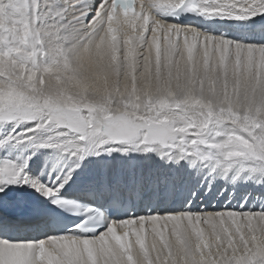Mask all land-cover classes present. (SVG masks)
<instances>
[{
    "label": "snow or ice",
    "instance_id": "obj_1",
    "mask_svg": "<svg viewBox=\"0 0 264 264\" xmlns=\"http://www.w3.org/2000/svg\"><path fill=\"white\" fill-rule=\"evenodd\" d=\"M0 264H264V0H0Z\"/></svg>",
    "mask_w": 264,
    "mask_h": 264
}]
</instances>
